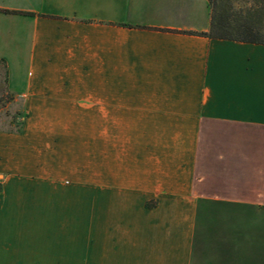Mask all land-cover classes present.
Instances as JSON below:
<instances>
[{
    "label": "crops",
    "instance_id": "0c3cea01",
    "mask_svg": "<svg viewBox=\"0 0 264 264\" xmlns=\"http://www.w3.org/2000/svg\"><path fill=\"white\" fill-rule=\"evenodd\" d=\"M210 13L208 0H0V96L22 115L0 130V264H264V45L187 33ZM214 124L232 149L208 175ZM69 177L92 191L72 249L55 231Z\"/></svg>",
    "mask_w": 264,
    "mask_h": 264
},
{
    "label": "rangeland",
    "instance_id": "374dc122",
    "mask_svg": "<svg viewBox=\"0 0 264 264\" xmlns=\"http://www.w3.org/2000/svg\"><path fill=\"white\" fill-rule=\"evenodd\" d=\"M223 2H232L233 7L235 11L238 10L243 11L245 10L249 5L247 3H244L242 0H220ZM263 22H264V18ZM264 24V23H263ZM264 28V26H263ZM3 73V68L0 66V76ZM8 96L2 95L0 96V130L5 131H17L21 128V122L19 123V119L22 115L21 113H15L12 109L5 108L6 104L8 103ZM230 127L226 128L225 126L221 125H211L208 126L205 130V137L203 139V150L205 151L206 160L203 161V164L205 166V170L208 172V175L211 174L212 168L217 167V164L220 163V160H218V157L222 153H226L232 149V141L230 138ZM87 141L90 143L87 145V153L83 157L85 159V169H84V175H83V183H92L93 180V140H92V129H87ZM264 136V135H263ZM262 145H263V152H264V138H262ZM73 177L65 178L64 181H62L65 185H69L67 187L72 186L75 181ZM88 187V186H87ZM66 194V193H65ZM40 201L45 200L44 195L45 192H38ZM56 193H55V200H56ZM43 196V199L40 197ZM92 198V191H77L73 189L72 187L69 188V204H68V224L65 225H55V231H68L69 233V239L68 244L65 246L72 248H77L78 241H77V235H78V219H79V212L81 211V207L79 208V201L81 202L82 199H85L86 201H89V199ZM42 204V203H41ZM89 205V204H88ZM88 211V207H86ZM83 210V208H82ZM64 226V230H63ZM66 236V235H65Z\"/></svg>",
    "mask_w": 264,
    "mask_h": 264
},
{
    "label": "trees",
    "instance_id": "16d2710c",
    "mask_svg": "<svg viewBox=\"0 0 264 264\" xmlns=\"http://www.w3.org/2000/svg\"><path fill=\"white\" fill-rule=\"evenodd\" d=\"M242 1L249 6L236 12L232 2L208 0L211 9L208 31L187 33L264 45V0Z\"/></svg>",
    "mask_w": 264,
    "mask_h": 264
}]
</instances>
